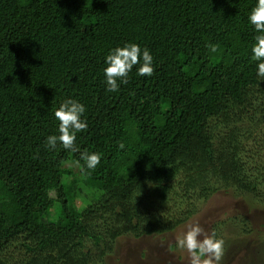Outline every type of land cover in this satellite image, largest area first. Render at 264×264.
<instances>
[{
	"label": "trees",
	"instance_id": "16d2710c",
	"mask_svg": "<svg viewBox=\"0 0 264 264\" xmlns=\"http://www.w3.org/2000/svg\"><path fill=\"white\" fill-rule=\"evenodd\" d=\"M254 4L0 0V264L101 263L119 236L171 231L218 190L264 201ZM125 42L147 47L154 71L133 66L109 92L103 57ZM68 98L88 126L77 151L46 149ZM93 151L100 164L82 170Z\"/></svg>",
	"mask_w": 264,
	"mask_h": 264
},
{
	"label": "rangeland",
	"instance_id": "374dc122",
	"mask_svg": "<svg viewBox=\"0 0 264 264\" xmlns=\"http://www.w3.org/2000/svg\"><path fill=\"white\" fill-rule=\"evenodd\" d=\"M36 105L26 106L20 116L30 117ZM62 189L73 204L81 203L70 187ZM194 222H199L206 232L215 229L223 239L220 264H264V201L226 190L198 201L196 213L171 231L140 237L119 236L103 262L94 264H189L187 251L178 247L176 240Z\"/></svg>",
	"mask_w": 264,
	"mask_h": 264
},
{
	"label": "clouds",
	"instance_id": "9594fccd",
	"mask_svg": "<svg viewBox=\"0 0 264 264\" xmlns=\"http://www.w3.org/2000/svg\"><path fill=\"white\" fill-rule=\"evenodd\" d=\"M247 20L256 33L250 49L251 58L257 62L255 74L259 79H264V0H255L247 14ZM103 63L104 82L109 92L119 91V86L128 82L133 66H137V76L150 77L154 71L153 55L147 47L142 48L135 42H125L122 46L111 48L104 55ZM85 111V105L73 98L60 103L53 112L58 121V134L45 137L46 149H57L59 144L64 149L77 151L74 144L76 133L88 126L84 119ZM101 158L99 152H82V170H94L100 164ZM176 244L187 251L189 264H220L224 254L223 239L217 237L215 231L206 232L199 222L188 225L183 235L176 240Z\"/></svg>",
	"mask_w": 264,
	"mask_h": 264
}]
</instances>
